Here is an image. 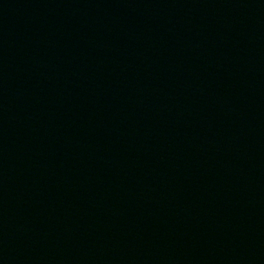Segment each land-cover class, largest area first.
Wrapping results in <instances>:
<instances>
[{
  "label": "water",
  "instance_id": "95a60500",
  "mask_svg": "<svg viewBox=\"0 0 264 264\" xmlns=\"http://www.w3.org/2000/svg\"><path fill=\"white\" fill-rule=\"evenodd\" d=\"M0 264H264V0L0 23Z\"/></svg>",
  "mask_w": 264,
  "mask_h": 264
}]
</instances>
